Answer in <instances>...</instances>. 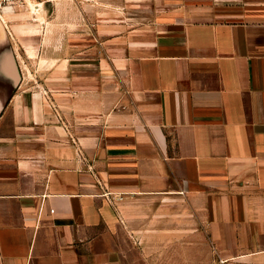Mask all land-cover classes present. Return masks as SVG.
<instances>
[{
  "label": "crops",
  "instance_id": "1",
  "mask_svg": "<svg viewBox=\"0 0 264 264\" xmlns=\"http://www.w3.org/2000/svg\"><path fill=\"white\" fill-rule=\"evenodd\" d=\"M100 4L0 96V264H264V0Z\"/></svg>",
  "mask_w": 264,
  "mask_h": 264
},
{
  "label": "rangeland",
  "instance_id": "2",
  "mask_svg": "<svg viewBox=\"0 0 264 264\" xmlns=\"http://www.w3.org/2000/svg\"><path fill=\"white\" fill-rule=\"evenodd\" d=\"M69 1H72L73 4L57 0L47 9L38 12H31L27 9L0 11V41L5 40V43H8V47L18 62L20 73L26 81L24 85L15 89V93L23 90L39 91L44 90V86L47 87L44 77L48 76L49 68L41 65L43 61L49 60L50 56H53L54 45L62 43L65 31L76 34L88 31L90 33L89 42L94 44L100 43L99 40L103 37L106 43H110L113 38L111 34L113 21H102L96 18L98 15L97 5L101 0ZM111 1L105 0V2ZM87 2L91 3L89 8L86 6ZM100 5L102 7V4ZM105 11H112V3L105 4ZM144 22L151 21L150 19L131 21L132 24ZM102 25H105L106 32L104 36L100 37L97 36L96 31ZM52 30H58L55 32L56 36H53L55 41L50 40L46 35V33L51 35ZM10 86L8 83H0V96ZM4 106L0 105V117L8 110Z\"/></svg>",
  "mask_w": 264,
  "mask_h": 264
},
{
  "label": "water",
  "instance_id": "3",
  "mask_svg": "<svg viewBox=\"0 0 264 264\" xmlns=\"http://www.w3.org/2000/svg\"><path fill=\"white\" fill-rule=\"evenodd\" d=\"M19 78L20 71L15 55L8 47V43H4L0 46V83H8L11 86L3 93L10 94L15 89Z\"/></svg>",
  "mask_w": 264,
  "mask_h": 264
},
{
  "label": "built area",
  "instance_id": "4",
  "mask_svg": "<svg viewBox=\"0 0 264 264\" xmlns=\"http://www.w3.org/2000/svg\"><path fill=\"white\" fill-rule=\"evenodd\" d=\"M57 0H0V11L27 9L29 11L38 12L47 9Z\"/></svg>",
  "mask_w": 264,
  "mask_h": 264
},
{
  "label": "flooded vegetation",
  "instance_id": "5",
  "mask_svg": "<svg viewBox=\"0 0 264 264\" xmlns=\"http://www.w3.org/2000/svg\"><path fill=\"white\" fill-rule=\"evenodd\" d=\"M17 10H18V9H14V10H11V11H17ZM6 13H7V12H6ZM6 13H5V14H6ZM3 17H5V16H3Z\"/></svg>",
  "mask_w": 264,
  "mask_h": 264
},
{
  "label": "bare ground",
  "instance_id": "6",
  "mask_svg": "<svg viewBox=\"0 0 264 264\" xmlns=\"http://www.w3.org/2000/svg\"><path fill=\"white\" fill-rule=\"evenodd\" d=\"M31 12H34V11H31Z\"/></svg>",
  "mask_w": 264,
  "mask_h": 264
}]
</instances>
